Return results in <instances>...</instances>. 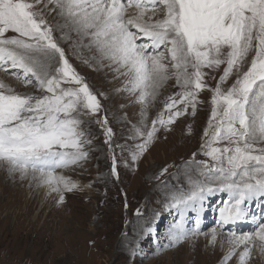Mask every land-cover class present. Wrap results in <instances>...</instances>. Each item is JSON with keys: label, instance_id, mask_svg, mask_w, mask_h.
Returning <instances> with one entry per match:
<instances>
[{"label": "snow or ice", "instance_id": "snow-or-ice-1", "mask_svg": "<svg viewBox=\"0 0 264 264\" xmlns=\"http://www.w3.org/2000/svg\"><path fill=\"white\" fill-rule=\"evenodd\" d=\"M62 41L78 58L87 51L95 65L124 77V90L143 106L145 123L129 137L140 141L130 149L132 161L159 139L160 128L167 130L189 112L195 116L202 91L211 93L201 144L208 159L197 161L193 153L185 171L188 190L170 192L165 207L178 209L182 219L189 209L199 218L206 197L227 193L217 221L223 229L247 219L246 205L264 201V0H0V71L23 88L0 82V166L57 192L77 187L55 170L87 159L91 140L83 118L101 107ZM221 66L215 85H209L210 74ZM172 79L180 90L148 127L149 97L155 100ZM97 122L112 150L107 117ZM111 173L119 178L115 155ZM252 220L257 226L251 231H228V255L243 248L239 264H246L254 247L264 253V219ZM141 230L151 232L152 220ZM198 233L199 219L191 235ZM167 235L165 248L189 233L177 222ZM216 239L213 229L211 241Z\"/></svg>", "mask_w": 264, "mask_h": 264}, {"label": "rangeland", "instance_id": "rangeland-1", "mask_svg": "<svg viewBox=\"0 0 264 264\" xmlns=\"http://www.w3.org/2000/svg\"><path fill=\"white\" fill-rule=\"evenodd\" d=\"M61 46L101 105L96 115L83 118L82 128L91 140L88 157L55 170V174L77 185L71 191L62 192L37 186L36 181L31 184L29 180L21 181L18 175L13 177L0 166V264H239L243 248L229 256V245L225 249L220 248L221 244L207 246L204 238L213 229L226 236L229 230L238 234L253 230L257 224L252 217L258 222L264 219V201L246 205L247 219L223 229L217 221L227 193L217 192L206 197L199 218L189 209L182 219L178 209L165 207L170 192L188 190L185 171L187 162L193 160V153L197 161L208 159L201 154L204 132L199 124L207 127L211 93L207 90L200 93L202 103L197 108L202 109V115L199 111L195 116L189 112L176 118L167 130L160 128L159 139L138 160L132 161L130 149L140 141L129 137L135 127L145 123L143 106L124 90V77L117 79L109 68L95 65L87 51L78 58L66 42L62 41ZM222 68L210 74L209 85H215ZM0 82L16 91L23 90L13 76L3 71H0ZM177 90L180 89L172 79L160 88L155 100L149 97L148 127L163 109L166 99ZM164 115L166 118L167 113ZM104 117H107V127L113 130L112 150L105 143V128L97 122ZM191 120L198 124L187 131ZM116 145H125V150ZM113 155L119 178L111 173ZM165 167L167 172L160 175ZM61 195L63 201H60ZM137 210L142 215L138 216ZM149 219L153 230L143 232L142 226ZM198 219L199 233L191 235ZM177 222L189 235L174 247L165 248L170 244L167 229ZM246 264H264V253L254 247Z\"/></svg>", "mask_w": 264, "mask_h": 264}, {"label": "bare ground", "instance_id": "bare-ground-1", "mask_svg": "<svg viewBox=\"0 0 264 264\" xmlns=\"http://www.w3.org/2000/svg\"><path fill=\"white\" fill-rule=\"evenodd\" d=\"M130 11H132V10H130ZM87 54H88V52H87ZM168 86V85H167ZM169 87V86H168ZM179 89V88H178ZM178 91V90H177ZM162 92V91H161ZM165 92H167L166 90H165ZM167 96V95H166ZM162 97V96H161ZM163 99V98H162ZM197 111H199L200 112V114L202 115L203 114V112H202V109H200L199 110V108H197ZM197 120V119H196ZM188 121V120H187ZM189 122V121H188ZM193 124H198V121H195L194 123H193V121L191 120V122H190V125H189V128L191 127V130H193L194 128L192 127V125ZM200 126H201V128L200 129H202V131L204 132V128L205 127H203L202 126V123H200L199 124ZM199 125L197 126V128L199 127ZM199 129V130H200ZM187 131H189V129L187 130ZM217 233V239H216V241L215 242H212L211 241V235H212V232H210V234H208L205 238H204V244H206L207 246H212V244H221V241H223V245L221 244V249H225V247L228 245L227 244V236L226 235H222V234H219L218 232H216ZM216 247V246H215ZM229 247V246H228ZM219 248V247H218ZM220 249V250H221Z\"/></svg>", "mask_w": 264, "mask_h": 264}]
</instances>
